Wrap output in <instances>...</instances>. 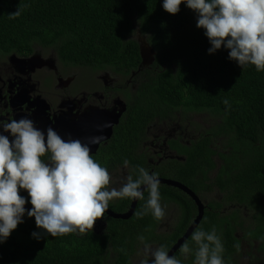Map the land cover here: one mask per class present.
Returning <instances> with one entry per match:
<instances>
[{"label": "trees", "instance_id": "trees-1", "mask_svg": "<svg viewBox=\"0 0 264 264\" xmlns=\"http://www.w3.org/2000/svg\"><path fill=\"white\" fill-rule=\"evenodd\" d=\"M163 0H0V54L28 53L36 44L54 48L59 57L95 68L111 66L121 73L136 69L141 61L135 34L140 32L156 50L155 71L146 73L136 91L134 118L128 126L138 134L157 118L167 120L177 107L206 109L223 135L221 145L200 140L185 152V161L166 163L167 173L182 181L205 203L197 229L215 227L224 245L226 264H264V72L249 65L243 70L228 59L223 47L208 53V38L196 27V13L184 4L173 15ZM20 7L15 19L9 14ZM228 103L225 104L224 101ZM117 147H125L120 140ZM110 159L100 162L108 170L123 162L109 147ZM217 152L221 164L213 162ZM213 175H211V173ZM162 174L161 172H158ZM162 200L178 208L172 229L159 230L160 219L150 213L134 223L111 219L102 234L72 233L37 240L35 218L19 226L0 244V264H135L134 256L145 244L166 250L194 221L195 201L178 187L160 183ZM145 200L148 192H144ZM139 200L135 211H142ZM161 200V201H162ZM163 204V203H162ZM119 209L118 211L125 210ZM145 237L144 241L138 239ZM187 257L192 264L197 245ZM183 243V244H184ZM182 244V245H183Z\"/></svg>", "mask_w": 264, "mask_h": 264}, {"label": "clouds", "instance_id": "clouds-1", "mask_svg": "<svg viewBox=\"0 0 264 264\" xmlns=\"http://www.w3.org/2000/svg\"><path fill=\"white\" fill-rule=\"evenodd\" d=\"M181 4L196 13V27L204 30L211 45L209 54L223 47L229 50L228 59L242 70L252 65L257 72H264V0H163L162 7L175 15ZM22 11L18 7L9 18L19 17ZM139 65L149 66L141 61ZM29 117L30 114L19 120L0 119V244L24 222L25 214L34 217L41 230L32 233L37 240L48 235H79L93 229L97 219L104 217L110 201L145 200V191L148 198L136 216L142 218L150 213L157 220L165 216L158 173L137 166L135 179L128 176L119 187L109 188V170L90 155V144L99 143V137L88 143L64 139L52 127L38 128ZM46 153L50 154L49 162L42 159ZM123 164L127 167L129 161ZM21 190L30 199L21 195ZM26 203L32 207L26 209ZM99 227L103 228L101 223ZM138 239L144 241L145 237ZM191 239L197 245L192 264H226L224 245L215 227L211 231L197 229ZM152 246L145 244L148 258L140 264H183L163 245ZM180 252L187 257L193 249L186 242Z\"/></svg>", "mask_w": 264, "mask_h": 264}, {"label": "flooded vegetation", "instance_id": "flooded-vegetation-1", "mask_svg": "<svg viewBox=\"0 0 264 264\" xmlns=\"http://www.w3.org/2000/svg\"><path fill=\"white\" fill-rule=\"evenodd\" d=\"M153 62L149 66L139 65L137 69L124 73L111 66L90 72L95 67L63 59L54 48L45 44L34 45L28 53L0 54V110L4 113L0 119L19 120L30 114L29 118L35 121L38 128L46 130L52 127L64 139H79L88 143L91 138L99 137V143L90 144V155L95 161L107 163V159H110L106 151L108 147L118 152L123 161H129L127 167L123 162H117L109 169V188L119 187L128 176L135 179L138 176L137 166L150 172H161L158 173L159 178L180 181L170 176L171 169L165 173V163L173 158L185 161V152L202 139H208L210 147L216 149V145H221L223 135L216 133L219 121L206 109L189 106L177 107L167 120L157 118L146 124L138 134L128 126L129 117L134 118L135 122L133 111L136 91L146 75L142 71H155L158 65L153 66ZM105 72L111 75L106 76ZM209 120L214 123L210 125ZM120 140L125 145L122 149L117 147ZM49 156L46 153L42 159L49 162ZM212 156L214 163L216 159L221 163L217 152ZM20 194L30 199L26 191L21 190ZM133 201L129 198L110 201L104 217L97 219L93 229L78 236L91 232L102 234L111 219H120L129 222V225L134 223L139 200L129 218H115L111 215L128 212ZM161 203L167 205L165 200ZM174 205L173 211L176 209ZM28 206L32 205L26 203L25 208L30 209ZM118 208L126 209L118 211ZM164 217L159 223V227H164L161 232H166L170 227L172 229L174 225L173 221L167 227ZM30 218L25 214L23 221ZM99 223L103 228L99 227ZM21 224L13 232L19 234ZM141 260L143 258L139 261L133 258L135 264H140Z\"/></svg>", "mask_w": 264, "mask_h": 264}, {"label": "water", "instance_id": "water-1", "mask_svg": "<svg viewBox=\"0 0 264 264\" xmlns=\"http://www.w3.org/2000/svg\"><path fill=\"white\" fill-rule=\"evenodd\" d=\"M137 41L139 43L140 48V55H141V62L142 65H149L155 60L156 56V50L154 47L147 41L146 37L143 36L142 38L140 35L137 37ZM12 56H15L14 54ZM36 57V56H32ZM106 76H110V72H105ZM125 106V105H124ZM160 183H166L168 185H172L175 187H178L179 189L186 192L196 203L198 213L194 219V221L190 224V226L186 229V231L183 233L181 237L177 239V241L174 243V245L169 250V255H173L181 246L182 244L189 238V236L194 232V230L197 228L198 224L201 222L203 216H204V210H205V203L201 200V198L188 186L183 184L180 181L172 180V179H162L159 178ZM138 200L133 201V204L128 212L126 213H111V215L115 218H122L127 219L129 218L135 211V207ZM32 206H28L27 208H31Z\"/></svg>", "mask_w": 264, "mask_h": 264}, {"label": "rangeland", "instance_id": "rangeland-1", "mask_svg": "<svg viewBox=\"0 0 264 264\" xmlns=\"http://www.w3.org/2000/svg\"><path fill=\"white\" fill-rule=\"evenodd\" d=\"M139 35H140L141 38L143 37V35L140 32H138V33L135 34V38L137 39V37ZM96 70H97V68H93V69H90V72H95ZM209 123H210V125H212L214 123V121L213 120H209ZM216 163L218 165L217 168H219L221 163L219 164V160L218 159H216ZM213 173L214 172H212L211 175H213ZM165 209H166V216L164 217V220H165V222H167V224H168L167 227H168L169 224H171L174 221V218H175V216L177 215V212H178V208L176 206L175 211H173V204H169V205H166ZM160 230L161 231L164 230V227H162ZM152 248H153V246H152ZM135 258L137 259V261H139L142 258H143V260L148 258L146 256V254H145L144 247L135 255ZM243 264H252V262H250L249 260H244Z\"/></svg>", "mask_w": 264, "mask_h": 264}]
</instances>
